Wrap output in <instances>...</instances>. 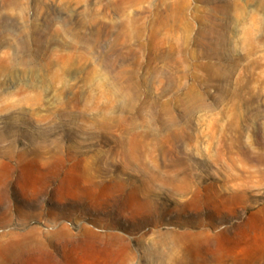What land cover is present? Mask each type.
Returning <instances> with one entry per match:
<instances>
[{
  "label": "rangeland",
  "instance_id": "1",
  "mask_svg": "<svg viewBox=\"0 0 264 264\" xmlns=\"http://www.w3.org/2000/svg\"><path fill=\"white\" fill-rule=\"evenodd\" d=\"M37 1L0 0L7 264H264V0Z\"/></svg>",
  "mask_w": 264,
  "mask_h": 264
},
{
  "label": "bare ground",
  "instance_id": "2",
  "mask_svg": "<svg viewBox=\"0 0 264 264\" xmlns=\"http://www.w3.org/2000/svg\"><path fill=\"white\" fill-rule=\"evenodd\" d=\"M2 1V3L5 5V6H7V7H12V8H18V7H21L22 6V3L24 2V1H26V0H1ZM33 1H35V0H33ZM37 1V0H36ZM116 1H119V0H116ZM121 1V2H120ZM119 2H120V4L119 5H121V6H123V5H125V4H130L131 5V2L132 1H130V0H120ZM141 1V0H140ZM162 1V0H161ZM164 1V0H163ZM25 3V2H24ZM36 3V2H35ZM37 3H39V1H37ZM134 3V2H133ZM159 3H161V2H159ZM162 4H163V2H162ZM24 5V4H23ZM26 5H27V3H26ZM118 5V4H117ZM118 5V6H119ZM160 5V4H159ZM158 5V6H159ZM164 5V4H163ZM168 5V4H167ZM174 5V4H173ZM176 5V4H175ZM3 6V5H2ZM38 6V5H37ZM37 6H35L34 8L36 9H38V7ZM41 6H43V5H41ZM115 6V5H114ZM120 6V7H121ZM160 6H162V5H160ZM169 6V5H168ZM167 6V7H168ZM0 7H1V5H0ZM25 7V6H24ZM23 7V8H24ZM162 7H166V5H164V6H162ZM171 7V6H170ZM12 8H10V9H7V10H11ZM16 8V9H17ZM22 8V9H23ZM158 8V7H157ZM174 8V7H173ZM6 9V8H5ZM25 9V8H24ZM119 9V8H118ZM175 9V8H174ZM18 10H20V8H18ZM158 10V9H157ZM162 10V8L160 9V11ZM177 10V7H176V9H175V11ZM37 11V10H36ZM158 12V11H157ZM164 11H162L161 13H163ZM177 12H179V11H177ZM22 13V11L20 12V14ZM156 13V12H155ZM155 13H154V16H155ZM159 13V12H158ZM168 13V12H167ZM23 15L25 14L24 13V10H23V13H22ZM21 14V15H22ZM38 14V13H37ZM166 14V13H165ZM176 14L177 13H170V15H166V17H163L162 19L161 18H157V17H159V16H156V18L160 21V22H162L163 24H165V23H167L168 21H170V20H172V19H175L176 20V18H178L181 14H178L179 16L178 17H176L175 18V16H176ZM20 15V16H21ZM163 15V14H162ZM9 16H10V14H9ZM25 16V15H24ZM34 16V15H33ZM164 16V15H163ZM22 17V16H21ZM21 17H19V18H21ZM26 17V16H25ZM35 17H37V16H35ZM10 18V17H9ZM18 18V17H17ZM27 18V17H26ZM155 18V17H154ZM156 18H155V20H156ZM6 19H7V17H6ZM5 19V20H6ZM12 19H14V18H12ZM24 18H22V20H23ZM36 19V18H35ZM131 19V18H130ZM181 19V18H180ZM21 20V19H20ZM21 20V21H22ZM26 20V19H25ZM33 20V19H32ZM134 19L132 18V20H130L129 22H131V24H134L133 22L135 21H133ZM154 20V21H155ZM157 20V21H158ZM27 21V20H26ZM34 21V20H33ZM177 21V20H176ZM6 22V21H5ZM35 22V21H34ZM173 22V21H172ZM177 22H179V21H177ZM155 23H156V21H155ZM222 23V22H221ZM160 24V23H159ZM24 25H25V22H24ZM155 25V24H154ZM171 25V24H170ZM219 25V24H218ZM30 26H32L31 24H30ZM29 26V27H30ZM34 26V25H33ZM128 26H130V28H131V25H128ZM128 26H126V27H128ZM134 26H136V25H134ZM156 26V25H155ZM157 26H159L158 24H157ZM172 26H174V25H172ZM37 27V26H36ZM125 26H123L122 27V30H121V33L119 34V35H117V38L120 40V38H123V40L121 41V42H124V39H132V38H134L135 39V37L134 36H136V35H134L133 34V32H135V34H137L138 32H137V29L139 28V26H136V27H138V28H135V27H133V30H131L132 32H129V29L127 30V28H126ZM164 27V26H163ZM31 28V27H30ZM142 28V27H141ZM140 28V29H141ZM156 28L157 27H155V29L154 30H156ZM159 28V27H158ZM28 29V28H27ZM34 29V28H33ZM36 29V28H35ZM39 29V28H38ZM160 29V28H159ZM162 29V28H161ZM224 29H225V27H224ZM227 29V28H226ZM139 30V29H138ZM165 30V29H164ZM223 30V29H222ZM30 31V30H29ZM37 31V30H36ZM161 31V30H160ZM160 31H158V32H160ZM218 31V30H217ZM226 31V30H225ZM38 32V31H37ZM36 32V33H37ZM137 32V33H136ZM141 32H142V30H141ZM33 33H35L34 31H33ZM31 34H32V30H31ZM139 34V33H138ZM27 35H28V33H27ZM97 35V34H96ZM99 35V34H98ZM29 36V35H28ZM28 36H26V37H28ZM115 36V35H114ZM25 37V38H26ZM31 37V36H30ZM35 37V36H34ZM37 37H38V34H37ZM36 37V38H37ZM96 37H98V36H96ZM138 37V36H137ZM136 37V38H137ZM216 37V36H215ZM29 38V37H28ZM33 38V37H32ZM93 38V37H92ZM100 38V37H99ZM30 40H31V38H29ZM35 39V38H34ZM97 39V38H96ZM115 39V38H114ZM181 39V38H180ZM179 39V40H180ZM20 40H22V38L20 39ZM25 40V39H24ZM116 40V39H115ZM118 40V41H119ZM133 40V39H132ZM166 40V39H165ZM178 40V39H177ZM178 40V41H179ZM182 40V39H181ZM128 41V40H127ZM223 41H225V36H224V33L223 32H220V33H218L217 34V40H216V44H217V46L218 47H221V45H222V42ZM21 42V41H20ZM23 42H25V41H23ZM26 42H28V41H26ZM25 42V43H26ZM30 42V41H29ZM28 42V43H29ZM34 42V41H33ZM36 42V41H35ZM40 42V41H39ZM38 42V43H39ZM120 42V41H119ZM126 42V41H125ZM129 42V41H128ZM25 43H22V45L23 44H25ZM25 44V46L26 45H29V44ZM21 44V43H20ZM31 44V43H30ZM36 44V43H35ZM115 44V43H114ZM116 44H117V42H116ZM33 45V44H32ZM32 45H30V46H32ZM37 45V44H36ZM38 45H40V44H38ZM20 48V47H19ZM26 48H27V46H26ZM28 48H29V46H28ZM36 49V48H35ZM34 49V50H35ZM25 51V49H22L21 51ZM38 50H39V48H38ZM26 51H28V49L26 50ZM179 51H181V50H179L178 49V52ZM183 52V51H182ZM180 53V52H179ZM34 54H36V56H38L37 55V52L35 51L34 52ZM163 54V53H162ZM167 54V53H166ZM183 54V53H182ZM219 53L218 52H216L215 53V55H218ZM167 56V55H166ZM180 56V55H179ZM35 57V56H34ZM181 57H182V55H181ZM36 58V57H35ZM165 58V57H164ZM166 58H168L169 59V57H166ZM165 58V60H167ZM178 60V59H177ZM38 61V60H37ZM170 61V60H169ZM170 62H172V60L170 61ZM175 63V62H174ZM172 64H173V62H172ZM38 65H40V64H38ZM176 65V64H175ZM30 69V68H29ZM212 69V68H211ZM215 69V74H216V76H218V75H220V72L221 71H223L224 69H226V67L225 66H216V68H214ZM33 71V70H32ZM220 77V76H219ZM189 111L190 110H187V112H186V114H188L189 113ZM180 251H177V253H179ZM8 254L10 255V252H8V251H5V250H0V264H7V259L9 258V256H8ZM144 257L148 260V262L150 261V262H154L155 264H184V261H183V258L182 257H178V255L177 254H169V253H166V252H164V251H162V250H160V249H158L157 248V246H151L150 248H147V250H145V253H144Z\"/></svg>",
  "mask_w": 264,
  "mask_h": 264
}]
</instances>
